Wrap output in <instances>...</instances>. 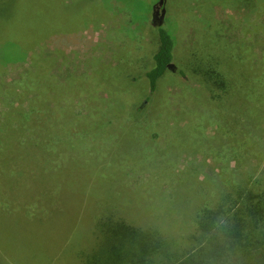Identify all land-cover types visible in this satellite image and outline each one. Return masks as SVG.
<instances>
[{
    "label": "rangeland",
    "instance_id": "obj_1",
    "mask_svg": "<svg viewBox=\"0 0 264 264\" xmlns=\"http://www.w3.org/2000/svg\"><path fill=\"white\" fill-rule=\"evenodd\" d=\"M158 1L107 0L109 13L99 24L86 21L76 35L50 37L37 47L56 81H51L54 90L43 92L38 86L36 90L46 95L44 105L52 108L57 101L71 113L58 118V123L73 120L75 125L50 145L42 137H29L58 152L60 175L53 177L54 193L43 192L36 183L34 192L24 196L21 180L31 181V173L17 181L14 171L21 173L27 131L13 135L12 118L0 96V264H10L11 259L31 264L30 257L46 260L42 258L46 252L57 250L54 240L60 234L52 233L43 206L71 212L80 220L75 230L89 236L84 224L110 212L117 217L144 206L156 212L168 207L171 210L165 214L180 219L171 202L184 199L187 186L218 189L224 174L229 175L221 173L222 168L260 178L255 184L264 187V0H165L161 24L175 41L173 70L160 79L161 93L148 98L142 74L150 67V49L156 41L152 13ZM77 3L66 6L64 16L72 22L84 13L80 3L76 12ZM0 5V84L6 86L34 68L30 51L19 45L29 27L39 26L45 11L42 0H0ZM62 12L58 2L53 12L58 25ZM139 41L145 43L142 50L136 45ZM215 46L225 52L214 53L213 64L227 77L233 78L228 63L232 54L250 68L245 88L251 93L230 94L220 103L203 92L195 75V57L212 59L211 49L218 51ZM127 52L130 67L122 63ZM75 78L79 81L71 86ZM32 94L21 95L24 108ZM129 97L133 102L126 104ZM8 100L18 103L16 98ZM145 103L143 120L134 121L128 110L137 111ZM208 178L213 181L208 183ZM71 246L67 250L73 252Z\"/></svg>",
    "mask_w": 264,
    "mask_h": 264
},
{
    "label": "trees",
    "instance_id": "obj_2",
    "mask_svg": "<svg viewBox=\"0 0 264 264\" xmlns=\"http://www.w3.org/2000/svg\"><path fill=\"white\" fill-rule=\"evenodd\" d=\"M74 1L81 4L84 13L79 15L77 21L72 22L64 14L66 6ZM80 1L95 2L99 5L93 6ZM80 1L42 0L44 17L39 26L27 29L19 45L22 50L30 51L34 68L26 71L27 74L21 80L7 84V87L0 84L4 110H7V114L12 118V125L15 128L13 135L19 137L21 129L27 131V135L24 136L26 141L22 144L25 151L22 155L21 173L14 171L17 181L22 174L31 173L28 175L31 181L21 180L20 186H26L25 197L34 192L37 188L36 183L42 185L43 192L53 190L54 193L56 187H51L55 182L53 177L60 175L56 164L58 152L52 149L50 152L44 144L37 145L29 137H42L43 142L49 140L46 145H50L52 139L58 138L65 131L67 133L75 127L72 124L73 120L58 123V118L71 115L67 108L63 109V105L59 106L57 101L52 108L44 105L46 95L43 92L54 90L51 81L56 80L50 74L49 63L42 55L43 50H37V47L39 48L44 39L50 37L62 35L70 38L77 34V29L84 22L99 24L109 13L107 0ZM58 2L63 8L58 19L61 21L60 25L53 21V16L56 15L53 12L58 8ZM1 7L0 5V9ZM184 22L189 21L184 20ZM60 31L74 33L63 35ZM155 37V44L150 49V67L142 74L149 89L147 90L148 98L157 96L158 91L161 93V90H157L161 84L160 79L166 72L173 70L168 67V64L174 60L175 41L165 24L155 26ZM136 45L141 46V50L145 47L143 41H139ZM216 48L217 52L214 51L215 48L211 49L212 55L209 57L212 59L195 57L198 61L195 75L205 89L203 92L210 99L221 103L227 95L235 93L237 96L242 92H249L250 90H246L245 86L252 73L247 65L242 66L241 62L239 63V57L236 59V55L232 54L227 62L231 66L230 69L234 70L233 78L227 77V74L219 71L213 64L214 53L225 52L222 47ZM134 50L138 52V46ZM122 51L123 49H120V52ZM127 54L128 52L122 56L124 57L122 63L130 67V63L125 60V58L130 59V54ZM2 69L3 64L0 63V70ZM40 78H42L41 81H39ZM239 79L241 83L236 81ZM78 81L75 78L71 86ZM236 83H240V88ZM36 86L43 92L36 90ZM29 92L33 94L32 97L27 98V108H24L20 97ZM13 98L18 101L16 105H12L14 100H8ZM130 100H132L131 97L126 99V104L133 102H129ZM146 106L145 103L137 108V111L128 110V113L134 121L140 122L139 118L143 120ZM72 139L78 141L75 135H72ZM67 144L70 145V142ZM24 167L25 169L22 170ZM221 170V173L225 171L229 175L224 174L218 189H210L204 184L187 186L183 195L184 199L176 197L171 202L178 207L179 212L176 214L180 219L176 220L181 222L165 214L167 210H171L168 207L161 212H156V210H150L152 207L144 206L143 209L134 213L126 212L129 211L126 209L125 216L115 217L114 213L110 212L99 217H92L87 224H84L89 227L83 229L90 234L87 236L84 233L78 234L80 230H75V222L80 220L71 212L43 206L44 219L50 221L52 233L60 234V237L54 240L58 243L57 250L46 252L47 254L42 257L46 260H37V256L32 257L37 260L36 262H33L31 257L28 260L31 264H264V187L255 184L260 178L253 180L250 179V174L242 176L240 171L228 172L224 168ZM35 176H39L37 182H35ZM208 180V183L213 181L212 178ZM47 186L50 187L46 188ZM63 232L66 234H62ZM74 240H77L75 244ZM69 245H72L73 252L70 249L67 250ZM10 264L16 263L11 259Z\"/></svg>",
    "mask_w": 264,
    "mask_h": 264
},
{
    "label": "water",
    "instance_id": "obj_3",
    "mask_svg": "<svg viewBox=\"0 0 264 264\" xmlns=\"http://www.w3.org/2000/svg\"><path fill=\"white\" fill-rule=\"evenodd\" d=\"M164 2L165 0H159L158 3L153 7V13H152V23L153 24H161L164 18L165 8H164ZM157 9L156 13L155 10ZM169 68H173V64H168Z\"/></svg>",
    "mask_w": 264,
    "mask_h": 264
},
{
    "label": "flooded vegetation",
    "instance_id": "obj_4",
    "mask_svg": "<svg viewBox=\"0 0 264 264\" xmlns=\"http://www.w3.org/2000/svg\"><path fill=\"white\" fill-rule=\"evenodd\" d=\"M156 11H157V9L155 10V12H154V13H156Z\"/></svg>",
    "mask_w": 264,
    "mask_h": 264
}]
</instances>
